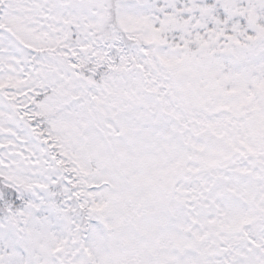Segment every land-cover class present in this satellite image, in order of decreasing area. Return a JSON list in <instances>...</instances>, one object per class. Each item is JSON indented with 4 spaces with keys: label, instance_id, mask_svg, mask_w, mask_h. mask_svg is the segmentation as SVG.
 Returning a JSON list of instances; mask_svg holds the SVG:
<instances>
[{
    "label": "snow or ice",
    "instance_id": "6c2138e0",
    "mask_svg": "<svg viewBox=\"0 0 264 264\" xmlns=\"http://www.w3.org/2000/svg\"><path fill=\"white\" fill-rule=\"evenodd\" d=\"M0 264H264V0H0Z\"/></svg>",
    "mask_w": 264,
    "mask_h": 264
}]
</instances>
